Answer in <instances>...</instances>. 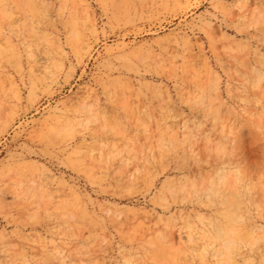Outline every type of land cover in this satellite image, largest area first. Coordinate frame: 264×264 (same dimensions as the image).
I'll return each instance as SVG.
<instances>
[{
    "label": "rangeland",
    "instance_id": "374dc122",
    "mask_svg": "<svg viewBox=\"0 0 264 264\" xmlns=\"http://www.w3.org/2000/svg\"><path fill=\"white\" fill-rule=\"evenodd\" d=\"M2 3L0 264L254 259L210 247L225 208L191 181L238 131L254 187L229 207L264 225L260 0Z\"/></svg>",
    "mask_w": 264,
    "mask_h": 264
},
{
    "label": "clouds",
    "instance_id": "9594fccd",
    "mask_svg": "<svg viewBox=\"0 0 264 264\" xmlns=\"http://www.w3.org/2000/svg\"><path fill=\"white\" fill-rule=\"evenodd\" d=\"M264 136V128L260 129ZM238 131L226 138L216 152L217 166L199 181H191L193 192L198 196H207L209 201L219 202L225 211L221 219L209 221L207 238L210 247L228 255L241 246L250 247L264 239V225L248 228V220L240 211H234L229 204L235 201L251 203L253 182L248 173V164L238 155ZM264 169V158L259 162Z\"/></svg>",
    "mask_w": 264,
    "mask_h": 264
},
{
    "label": "snow or ice",
    "instance_id": "6c2138e0",
    "mask_svg": "<svg viewBox=\"0 0 264 264\" xmlns=\"http://www.w3.org/2000/svg\"><path fill=\"white\" fill-rule=\"evenodd\" d=\"M260 2L261 5H264V0H260ZM8 7L9 6L7 4L2 3V0H0V10H3L6 13ZM49 7L51 8L52 6ZM261 79L264 80V76H262ZM177 164L179 166L180 162L177 161ZM261 230L264 231V229ZM245 248L250 249V252L247 254L254 257V259L245 261L243 264H264V239H261L258 243Z\"/></svg>",
    "mask_w": 264,
    "mask_h": 264
}]
</instances>
